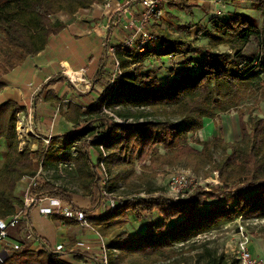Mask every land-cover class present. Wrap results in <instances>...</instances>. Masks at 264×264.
<instances>
[{"label": "trees", "instance_id": "1", "mask_svg": "<svg viewBox=\"0 0 264 264\" xmlns=\"http://www.w3.org/2000/svg\"><path fill=\"white\" fill-rule=\"evenodd\" d=\"M100 1L0 0V76L44 49L50 37L61 32L64 24L55 18L56 13L62 10L74 14ZM166 1L169 8L188 14L196 4L187 0ZM246 1L260 12L261 24L237 10L224 15L212 13L208 17L210 26L203 28L209 38L207 44L185 37L183 33L189 31L186 24H180L175 34L157 24L152 38L160 41L157 46L148 49L150 39L143 50L117 48L114 54L119 60L118 75L105 81L104 89L89 102L81 99L86 113L79 103H69L61 110L74 122L75 129L51 135L48 146L38 140L35 149L19 145L16 114L25 105L20 100H4L0 104V141L6 145L0 159V218H7L22 206L21 198L15 194L16 183L23 175L36 174L38 159L43 170L68 168L76 172L82 193L91 201L90 206L83 208L95 230L106 238L110 264H153L160 260L179 263L184 252L195 246L179 248L178 244L242 215L264 217V118L249 116L248 127L238 140L215 135L196 138L201 148H194L189 140L190 134L203 126L204 117H216L237 108L252 85L264 81V0ZM223 45L225 48L219 49ZM179 54L182 60L174 66L176 69L172 68L176 71L165 84L145 63L151 55L162 58ZM101 58L102 54L88 76H96L99 81L104 73ZM61 77L56 75L50 80ZM4 83L0 79V90ZM216 150L219 157L214 154ZM138 158L149 162L142 164V169L148 171L167 164H184L195 172L207 166L208 170L217 171L220 183H211L209 188L198 184L183 197L167 196L161 191L152 194L155 188L149 186L146 195L135 196L142 189L133 187L132 195L105 211L90 214V209L100 202L101 186L110 193L137 175ZM100 177L106 179L102 184ZM52 183L45 179L33 188L69 195L67 189ZM227 191L229 196L222 197ZM212 197L222 198L223 202L214 201L207 206L206 200ZM155 211L160 217L140 234L131 235L125 229L111 235L125 225L130 212L140 220L153 216ZM61 218L65 223H77L68 217ZM170 220L174 223L170 224ZM22 228L20 222L9 227L8 232L15 236ZM205 251L208 257L202 264L237 261L208 247ZM73 252L76 258L88 254L84 250ZM178 255L181 258L175 257ZM0 264L70 263L62 261L55 250L32 248L23 239L20 248L6 250Z\"/></svg>", "mask_w": 264, "mask_h": 264}, {"label": "crops", "instance_id": "2", "mask_svg": "<svg viewBox=\"0 0 264 264\" xmlns=\"http://www.w3.org/2000/svg\"><path fill=\"white\" fill-rule=\"evenodd\" d=\"M187 1H195L196 4H202L201 2L204 0ZM236 1L221 0L220 5H222V9L225 10L226 14L237 10L247 14L249 17H254L256 19L259 17L258 23H262L260 12L254 9L249 1L239 0L242 2L240 5L236 4ZM126 3H129L132 9L139 7V2L137 0H110L109 6H105L104 8L93 4L88 8L78 9L74 14L62 10L56 13L55 18L63 22L64 28L61 32L53 34L50 37V42L44 49L33 54V56L29 57L25 62L18 66L4 70L0 76V79L5 81L4 87L0 90V104L7 99L16 101L20 100L24 103L26 108L30 101L29 98L34 93L35 88H39L35 93L36 127L45 134L51 133L52 135H59L74 130V122L68 119L65 115L57 113L54 110V104L56 102L55 99L62 97L63 95H66L67 98L78 99L75 94V89L72 88L73 86L66 80L58 78L55 81H48V79L59 74L62 71L61 69L63 65H67L73 69L85 66L87 69L86 75L90 76L92 70L94 71V62L96 60L99 61L101 54V64H104V39L106 38L105 40H109L111 43L120 42L121 38H123L128 32V25L126 24L128 20L127 14L121 13L118 17L113 12V9ZM243 3L248 4L251 13H246L247 11L245 12V10H243L245 9L244 6L242 7V5H245ZM196 7L198 6H192V14L195 12L196 17L191 24L196 23L199 17H201V14ZM174 10L170 9L174 15H178ZM196 13H198V15ZM113 20H115L114 23ZM180 24L182 23L179 22L177 28L171 31V33H178ZM167 29L169 30L168 27ZM191 30L192 28L189 31ZM196 30L197 28L195 31ZM200 35L207 37L205 32L202 31L199 32V34L197 33L196 35H193L191 40L196 38V43L201 42L198 41V39L201 38ZM152 42L153 41H150L147 45L148 49L153 47ZM161 59H163V61L165 59L174 60L172 65L168 63V67H177L182 60V56L180 54L175 56L164 55ZM104 66L105 64L103 65V68ZM105 75L106 73L102 74V83L106 81ZM89 78L95 80L96 76ZM102 88L104 89V86ZM48 91H50V93H47ZM87 95L89 96L87 101H89L92 97L94 98L98 94L87 93ZM65 106H67V104ZM213 118L214 117H204L202 119L203 126L199 128L196 133H198V135L206 134L205 131L203 132V127L205 125L206 127H210L211 124L209 120H212ZM234 121H236L235 118L229 120L227 115L222 118V124L227 126V133H225L224 136L226 139H232V130L236 125ZM60 170L61 169L58 171ZM27 182V179L21 178L16 183L15 194L20 198L22 197L24 186ZM69 195L71 197V202L79 207L90 206L91 201L87 195L74 196L72 193H69ZM108 208L109 203H105L101 206L102 211H105ZM28 213L33 231L38 237V239L28 242L30 247L38 249L44 246L53 247L56 244H61L64 248L58 251V254L62 261L70 264H97V260L94 258V256L97 255L96 244L99 240V233L97 231L80 225L79 223H65V220L58 216L55 217L54 215L48 216L43 214L39 211L38 206L31 207ZM21 224L23 225V228L20 233L15 236H20L23 233L24 221H21ZM13 230L14 229H12V231ZM82 239L93 245V249L87 251V256L76 258L73 252L74 249L71 247H74L73 245L77 240ZM250 251L255 256L264 255V242L258 240V242L251 244Z\"/></svg>", "mask_w": 264, "mask_h": 264}, {"label": "rangeland", "instance_id": "3", "mask_svg": "<svg viewBox=\"0 0 264 264\" xmlns=\"http://www.w3.org/2000/svg\"><path fill=\"white\" fill-rule=\"evenodd\" d=\"M163 2H164L162 3L163 9H165L164 15L160 20L154 21L152 25L150 26V29L157 32V24H159L162 28L167 29L168 27L169 31H173L177 28L178 23L181 22L182 24H186L187 26H189V30L192 28L191 31H187L183 33L185 37L187 38L191 37L189 38L190 40L192 39L193 35H196L197 33L199 34V32L204 31L203 29L204 27L210 26V22L208 21L209 15H211L212 13H216L218 15L226 14L224 9H222V12L217 13L213 5L211 4L210 0H207V1L204 0L201 2L202 4H199V3L194 4L198 6L196 8L197 10H199L201 17H199L196 23L191 24L193 22V19L196 17L195 12H193V14L192 13L188 14L185 11L183 12L180 9L169 8L166 4L167 3L166 0H163ZM192 2L196 3L195 1H192ZM236 4L240 5L242 4V2L237 0ZM243 4H245V5H242V7L244 6L245 8L243 10H245V12L247 11L246 13H249V12L251 13L250 7L248 6V4L247 3H243ZM220 7L223 8L222 5H220ZM170 9L172 10L176 9L174 11L178 15L175 14L176 15L175 16L173 12L170 11ZM196 14L198 15V13ZM258 20H259V17H257L256 21L259 22ZM196 28L197 30L195 31ZM127 34L123 38H125ZM200 37L201 38H199L198 41H201V42H199L198 44H206L208 42L209 38L203 37L202 35H200ZM123 38H121V40H123ZM150 41H153L152 42L153 46H157V44L160 42L159 40L156 41V39H152ZM109 43H111V41L109 40L105 41V52H104L105 66L103 69H104V73H106L105 75L106 81L107 80L110 81L112 79V75L114 71L113 69L114 66H113V61H112L113 55L108 52ZM223 48H225L224 45L220 46L219 49H223ZM145 63L148 65V67H151L155 70L156 75L161 79L163 84H165L167 80L170 79L173 76L174 72L176 71L174 70L176 69V67L174 66L168 67L169 64L172 65V63H174V60L165 59L163 61V59L155 55H151L150 58H148L145 61ZM173 67L174 69H172ZM57 75H62V77L59 79L66 80L73 86L72 88L75 89V94L78 98V99L76 98L71 99L70 97L67 98L66 95H63L62 97H58L57 99H55L56 102L54 104V110L57 111V113H61V110L66 108L69 105V103H75L76 105L79 103V105L82 107L83 111L85 112L86 107L82 104V100L86 101V103L89 102L87 101V98L89 96H84V95L87 93L99 94L103 90L102 87L104 86V84L99 80L97 81V79L95 80L90 79V83H87L89 86L88 87L89 89H87V91H84L83 90L84 84L70 81L67 78V76L63 74V72L62 73L60 72ZM48 81H51L50 78L48 79ZM252 86L253 88H250V90L247 91L249 95L245 96L242 100H240V103L237 108L226 111L225 113H219L212 120L211 119L209 120L211 124L210 127H206V125L203 127V132L205 131L206 134L204 135H201V134L198 135V133H195L193 135L190 134L189 140H190L191 145L194 148H201V144L198 143L196 140V138L198 137L201 139H209L211 138V136L215 135V136L221 137L224 140L226 139L224 136H225V133H227L226 132L227 126L222 124V118L225 115L228 116L229 120H233L234 118L236 119V121H234L236 125L233 127V130H232V139H227V140L240 139L243 129L245 127H248L247 121L249 119V116L258 115L264 118V81L259 80L257 85L254 84ZM38 89L39 88H35L34 93L29 98L30 101L28 103V106L24 109V115H26V117L28 116L27 112L31 113L29 122L26 121L24 127L21 128L22 130L21 135H23L25 138L28 137V139L25 140V143H22V144L29 145L30 147H34V149L38 147L37 142L39 141L41 144H43L44 140L42 139V137L47 136V134H45L40 129H38L35 124L36 123L35 122V119H36L35 118L36 117L35 115L36 113L35 95L36 94L35 93ZM66 104L67 106H65ZM29 107L32 110H28ZM30 129H34V131L37 130L40 133L41 137L37 138L36 136L35 138V136H33L31 132H27ZM5 148H6V145H4L3 141L1 140L0 141V159H1V156ZM92 151H93V155L95 154L96 156L95 150H92ZM214 154L217 157H219L220 156L219 150L214 151ZM144 162H146V164L149 163L146 160L143 161L140 158H138L135 162V170L137 171V175L132 176L129 183H124L122 185L120 184L121 186L119 188H117L115 191L114 190L110 191V193L105 191L103 186H101L104 180L102 177H100L101 179L100 186H101L102 196H101L99 204L96 205L94 208L90 209V211L95 212L100 206L104 205L105 203L106 204L110 203L111 200L116 204L125 196L132 195L130 191L133 187H140L146 193L147 192L146 187L149 186V187L155 188L152 194L160 192V191L165 193L166 188H167L166 183L168 180V174L170 173V171L175 170L177 168H182V167H187L191 169L190 167L184 164H174V165L167 164L162 167L154 168L153 169L154 173L152 174L153 171L151 170L148 171L146 168L142 169V164ZM191 170L194 174V181H196L197 184L192 186L188 192H192V190L198 184L201 186H205L206 188H209L211 183H216V184L220 183L217 178V171L214 169L211 171V170H208L207 166H205L197 172H195L193 169ZM207 171L209 172L206 173ZM144 172H146L147 174H143ZM42 174H43L42 176L44 177V180L47 179L50 183L53 182L52 184L56 186H60L65 190L67 189V191L68 192L70 191L69 193H72L74 196L84 195L81 191V187H79V182L76 177L77 175L74 170H69L68 168L63 170L61 168L60 171H53V169H50L46 172L44 171ZM43 181H40V183ZM48 194L50 193L48 192ZM56 194L59 195L64 201L67 200L68 202H71V200L69 201L68 199H64L66 197L71 199L70 195L67 194V196L64 197V195L60 191ZM229 194H230L229 191L224 192V194H222V197L227 198ZM214 201L223 202L222 198L212 197L206 200V205L208 206ZM129 215H130V218L125 223V225H123L120 229H117L115 232H112L111 235L115 234L116 232L125 230V229L128 230L131 235L140 234L141 232L145 230V227L147 225H149L155 219L160 217V215L156 211L154 212L153 216L147 215L140 220L137 219L135 215H133L131 212ZM173 223H174L173 220H170V224H173ZM239 224L244 226V230H245L244 232L249 237L250 245L258 242V240L264 242V217H259V216L245 217L242 215L231 221H228L227 223L221 224L216 228H213V230L201 232L198 235L191 238L190 240L185 241L184 244H178L179 248L188 247L190 245H194L195 247L193 249H189V250L187 249L183 254V257H184L183 260L179 263L176 262L173 264H202L204 263L208 257L205 251V247L210 248L213 252L217 254H222L227 259H229L230 257L237 258L236 255H237V245L239 242L238 241V237H239V233H238L239 226L238 225ZM104 240H106V238H104ZM175 257L181 258L179 255ZM153 264H168V260L156 261V263H153Z\"/></svg>", "mask_w": 264, "mask_h": 264}, {"label": "built area", "instance_id": "4", "mask_svg": "<svg viewBox=\"0 0 264 264\" xmlns=\"http://www.w3.org/2000/svg\"><path fill=\"white\" fill-rule=\"evenodd\" d=\"M139 3V7H135L134 9L131 8L129 3L124 5H120L119 7L113 9V12L119 17L121 13H125L128 16L127 25H128V34L123 40L116 43H109L108 44V52L113 55V75L112 79L118 75L119 72V60L117 59L115 50L120 47L128 46L131 48L132 51L135 49L143 50L145 48V44L149 42L150 39L155 37L156 31L150 29V26L154 21L160 20L164 15V10L162 3L163 0H137ZM110 0H101L100 2L95 3V5L100 6L101 8L105 6H109ZM211 4L213 5L215 11L217 13L222 12V8L220 7L221 0H210ZM115 20H113L114 23ZM106 39V38H105ZM104 39V44L105 40ZM61 73L65 74L67 78L72 82H78L84 84V91L89 89L88 84L90 83V78L87 77V69L85 66L77 67V69L70 68L67 65H63L61 69ZM32 99V98H31ZM24 109H20L17 112V119H16V130L18 133V137L20 139L19 145L24 146L25 138L21 135V128L24 127L26 121L29 122V118L31 116L30 112H27V117L24 115ZM28 110H32L30 107ZM57 112V111H56ZM27 132H31L33 136H40V133L34 129H30ZM26 132V133H27ZM25 133V135H26ZM51 133L47 134V136L42 137L44 140L43 144L48 146ZM33 138V139H35ZM34 149V147H31ZM35 166L36 174L35 175H23L21 178L27 179L28 182L24 186V191L22 193L21 201L22 206L19 207L15 212L10 214L7 218H0V263L4 257V253L7 249H18L21 245V240H26L27 242L34 241L38 239L36 233L33 231L32 224L29 218V209L31 207L39 208V211L43 214L48 216L58 215L61 217H68L70 219L75 220L80 225L86 226L95 230L92 226L89 216L85 209L81 206L79 207L75 203L68 202L67 200L64 201L59 195L57 194H48V192H41L39 190H35L33 185L36 183H40V181L44 180L42 176L43 172L47 170H43L42 161L40 159L36 160ZM104 182L106 179H103ZM103 182V183H104ZM167 188L165 194L168 196L178 197L188 194L189 190L192 186H194L196 181H194V174L191 169L187 167L177 168L175 170L170 171L168 174L167 180ZM136 195H146V193L141 190ZM135 195V196H136ZM114 202L111 200L109 203V207L114 206ZM102 212L101 206L95 211L91 212L90 214H98ZM24 221V230L20 236H12L8 229L9 227L16 226L19 222ZM238 245H237V261L235 264H264V255L262 256H255L250 251V241L249 237L245 234L244 226L241 224L238 225ZM98 232V230H95ZM99 233V232H98ZM97 255L94 258L97 260V264H110V259H108V247L105 244L104 237L99 234V240L97 242ZM30 246V245H29ZM71 247L74 250H85L90 251L93 249V245H91L88 241L82 239L77 240L74 245ZM45 248L53 251H60L64 248L61 244H56L53 247L44 246Z\"/></svg>", "mask_w": 264, "mask_h": 264}, {"label": "water", "instance_id": "5", "mask_svg": "<svg viewBox=\"0 0 264 264\" xmlns=\"http://www.w3.org/2000/svg\"><path fill=\"white\" fill-rule=\"evenodd\" d=\"M56 253H58V251H56Z\"/></svg>", "mask_w": 264, "mask_h": 264}]
</instances>
